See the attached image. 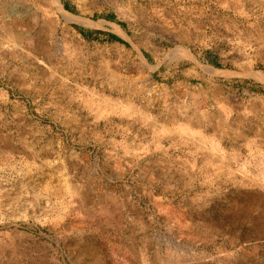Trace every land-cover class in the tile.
Returning a JSON list of instances; mask_svg holds the SVG:
<instances>
[{
    "label": "rangeland",
    "instance_id": "obj_1",
    "mask_svg": "<svg viewBox=\"0 0 264 264\" xmlns=\"http://www.w3.org/2000/svg\"><path fill=\"white\" fill-rule=\"evenodd\" d=\"M60 2L0 0V264H264V0Z\"/></svg>",
    "mask_w": 264,
    "mask_h": 264
},
{
    "label": "trees",
    "instance_id": "obj_2",
    "mask_svg": "<svg viewBox=\"0 0 264 264\" xmlns=\"http://www.w3.org/2000/svg\"><path fill=\"white\" fill-rule=\"evenodd\" d=\"M107 18L109 19H114L115 17L112 14H107L105 15ZM122 23V22H121ZM75 28L78 29L83 36H85L86 38H94V37H98V35L100 33H104L103 31L99 30V29H85L81 26L75 25ZM108 36L110 39H114V40H118V41H123L119 36H117L116 34L113 33H108Z\"/></svg>",
    "mask_w": 264,
    "mask_h": 264
},
{
    "label": "bare ground",
    "instance_id": "obj_3",
    "mask_svg": "<svg viewBox=\"0 0 264 264\" xmlns=\"http://www.w3.org/2000/svg\"><path fill=\"white\" fill-rule=\"evenodd\" d=\"M53 1V0H52ZM54 3L58 6V9H60L61 11L64 12V14H71L69 11H67L66 9L63 8L60 0H54ZM63 15V14H62ZM69 16V15H68ZM126 39V38H125Z\"/></svg>",
    "mask_w": 264,
    "mask_h": 264
}]
</instances>
